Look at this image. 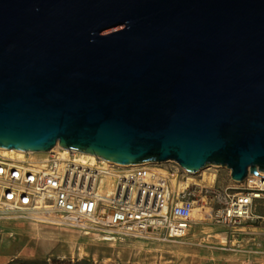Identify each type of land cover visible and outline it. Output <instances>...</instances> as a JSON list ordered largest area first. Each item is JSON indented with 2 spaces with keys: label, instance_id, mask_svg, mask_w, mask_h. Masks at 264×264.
<instances>
[{
  "label": "water",
  "instance_id": "obj_1",
  "mask_svg": "<svg viewBox=\"0 0 264 264\" xmlns=\"http://www.w3.org/2000/svg\"><path fill=\"white\" fill-rule=\"evenodd\" d=\"M57 144L260 174L264 0H0V147Z\"/></svg>",
  "mask_w": 264,
  "mask_h": 264
},
{
  "label": "built area",
  "instance_id": "obj_2",
  "mask_svg": "<svg viewBox=\"0 0 264 264\" xmlns=\"http://www.w3.org/2000/svg\"><path fill=\"white\" fill-rule=\"evenodd\" d=\"M22 150L0 154V220L27 216L113 240L179 238L210 221L234 230L264 218L263 170L237 178L226 163L202 181L175 160L128 166L60 144Z\"/></svg>",
  "mask_w": 264,
  "mask_h": 264
},
{
  "label": "rangeland",
  "instance_id": "obj_3",
  "mask_svg": "<svg viewBox=\"0 0 264 264\" xmlns=\"http://www.w3.org/2000/svg\"><path fill=\"white\" fill-rule=\"evenodd\" d=\"M258 212L264 215V206ZM38 256L89 257L95 264H264V218L234 230L210 221L195 224L179 238L113 240L27 216L0 220V264Z\"/></svg>",
  "mask_w": 264,
  "mask_h": 264
},
{
  "label": "trees",
  "instance_id": "obj_4",
  "mask_svg": "<svg viewBox=\"0 0 264 264\" xmlns=\"http://www.w3.org/2000/svg\"><path fill=\"white\" fill-rule=\"evenodd\" d=\"M6 264H95L89 257L84 258H62V257H15Z\"/></svg>",
  "mask_w": 264,
  "mask_h": 264
},
{
  "label": "bare ground",
  "instance_id": "obj_5",
  "mask_svg": "<svg viewBox=\"0 0 264 264\" xmlns=\"http://www.w3.org/2000/svg\"><path fill=\"white\" fill-rule=\"evenodd\" d=\"M21 152H23V150L22 149H16V148H7V147H3V148H1L0 147V154H4V155H7V156H11V157H15V156H18L19 155V153H21ZM153 163H159V164H161V165H166V164H169V163H171V160H166V161H164V162H153ZM226 165V163H223V162H221V163H214V162H207L205 165H202L200 168H199V170L197 171V172H195V173H193V175L194 176H196V177H199L200 176V179L199 180H202V181H204L205 179H206V177L211 173V172H215L214 171V169H212L213 167H216V165ZM180 168L181 169H186L184 166L182 167V166H180ZM208 171V172H207ZM210 172V173H209ZM249 169H248V174H249ZM247 174V175H248ZM246 175V176H247ZM246 176H244V177H246ZM211 201V200H210ZM212 203L211 202H209V207H206V208H208L209 210L212 208ZM206 208H203V209H206Z\"/></svg>",
  "mask_w": 264,
  "mask_h": 264
}]
</instances>
